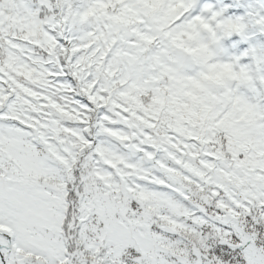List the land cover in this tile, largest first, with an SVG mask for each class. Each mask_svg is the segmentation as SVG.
Returning a JSON list of instances; mask_svg holds the SVG:
<instances>
[{
	"label": "snow or ice",
	"instance_id": "obj_1",
	"mask_svg": "<svg viewBox=\"0 0 264 264\" xmlns=\"http://www.w3.org/2000/svg\"><path fill=\"white\" fill-rule=\"evenodd\" d=\"M0 264H264V0H0Z\"/></svg>",
	"mask_w": 264,
	"mask_h": 264
}]
</instances>
